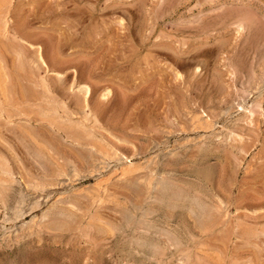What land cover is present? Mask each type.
I'll return each instance as SVG.
<instances>
[{
    "label": "rangeland",
    "instance_id": "rangeland-1",
    "mask_svg": "<svg viewBox=\"0 0 264 264\" xmlns=\"http://www.w3.org/2000/svg\"><path fill=\"white\" fill-rule=\"evenodd\" d=\"M8 1L0 157L13 168L12 176L0 170V264H264V0ZM243 100L252 124L237 107ZM192 112L217 130L195 129ZM78 129L88 134L81 145ZM231 130L243 141L224 142ZM213 131L217 144L204 142ZM90 138L117 148L122 161L105 164L86 147ZM187 138L192 154L178 148ZM151 176L189 187L182 192L207 207L201 219L160 202ZM19 192L27 199L16 214ZM150 222L182 233L183 247L162 239L156 255L138 249L132 234L163 235Z\"/></svg>",
    "mask_w": 264,
    "mask_h": 264
},
{
    "label": "bare ground",
    "instance_id": "bare-ground-1",
    "mask_svg": "<svg viewBox=\"0 0 264 264\" xmlns=\"http://www.w3.org/2000/svg\"><path fill=\"white\" fill-rule=\"evenodd\" d=\"M10 1H8V0H0V23L2 24L3 23V27H4V25H5V23H6V21H5V17L7 16V13H8V11L9 10H7V7H9L10 6ZM8 4H9V6H8ZM110 6V5H109ZM11 8V7H10ZM9 15V14H8ZM243 21V20H242ZM5 22V23H4ZM244 25V24H243ZM3 27H1V30H2V28ZM243 29L245 30V28L243 27ZM0 30V31H1ZM243 30V31H244ZM7 31V30H6ZM238 33V32H237ZM243 33V32H242ZM241 34V33H240ZM7 35V34H6ZM239 35V34H238ZM238 35L236 36V37H238ZM3 37V36H2ZM11 39V38H10ZM7 40V39H6ZM9 43H13V42H10L9 41ZM15 43V42H14ZM18 43H20V42H18ZM16 44V43H15ZM209 43H207L206 45H208ZM10 45V44H9ZM14 45V44H13ZM12 45V46H13ZM18 45V44H17ZM205 45V44H204ZM223 46V45H222ZM14 47V46H13ZM18 47V46H17ZM21 47V46H20ZM201 46H199V51H198V53L201 51H203L204 53H210V51L208 50V51H206V50H204L202 47V49L200 48ZM16 48V47H15ZM22 48H24V47H22ZM209 48V47H208ZM13 49V48H12ZM211 49V48H210ZM14 51H16V58H18V61L17 62H20V61H22L23 60V52H22V50L21 49H16V50H14ZM195 52V51H194ZM193 54L194 53H192V56H193ZM195 54H197V52L195 53ZM194 54V55H195ZM201 54V53H200ZM200 54H197V55H200ZM39 55V54H38ZM27 58H28V56H26ZM41 58V60H46V59H43L41 56H39V59ZM194 58V57H193ZM25 59V58H24ZM29 59V58H28ZM43 61V62H44ZM47 62V61H46ZM26 63H28V62H26ZM45 63V62H44ZM22 64V63H21ZM25 64V63H24ZM23 64V65H24ZM28 64H25V68H26V66H27ZM17 67V66H16ZM20 67V66H19ZM23 67V66H22ZM63 69V68H62ZM25 70V69H24ZM196 70H198V67H197V69ZM195 70V71H196ZM200 70V69H199ZM33 72V71H32ZM41 86V85H40ZM83 88H85V87H83ZM89 88V87H88ZM86 90H85V92L86 93H88V89H87V87L85 88ZM90 90V89H89ZM108 92V91H107ZM91 94V93H90ZM108 94V93H107ZM48 95V94H47ZM57 100V99H56ZM260 100H261V98H260ZM37 101V100H36ZM51 101V100H50ZM237 101V100H236ZM38 102V101H37ZM56 102V101H55ZM58 102V101H57ZM242 102V103H241ZM241 102H239L238 104H237V107L240 109V110H242V111H248V113H250V116H246L245 118V120H247V121H249L251 124H252V115H254L252 112H251V108L253 107H248V104L246 103V101L245 100H243V101H241ZM260 102V101H259ZM258 102V103H259ZM3 104H4V102H3ZM246 104H247V106H246ZM234 105V104H233ZM8 107V106H7ZM57 107V106H56ZM235 107V106H234ZM250 108V109H249ZM1 109V108H0ZM52 109V108H51ZM58 109V108H57ZM56 109V110H57ZM229 109H231V107L229 108ZM10 110V109H9ZM56 110H53V112L52 113H50V115H52V116H49L50 117V125L52 126V125H54L55 124V120H56V113H58ZM59 110H61V107H60V109ZM58 110V111H59ZM253 110V109H252ZM65 111V110H64ZM228 112H230L229 110H227ZM61 112V111H60ZM62 112H63V110H62ZM204 112V111H203ZM254 112V111H253ZM65 113H67V112H65ZM224 113H225V111H224ZM227 113V112H226ZM70 114V113H69ZM7 115V114H6ZM47 115V114H46ZM49 115V114H48ZM65 116V115H64ZM71 116V115H70ZM205 116L206 117H208L209 116V114L207 115V114H205ZM244 116V115H243ZM44 117V116H43ZM59 117V116H58ZM63 117V116H62ZM68 117V116H67ZM83 117H86V116H83ZM242 117V116H241ZM70 118V117H69ZM76 119V118H75ZM80 119V118H79ZM86 119H87V117H86ZM241 119V118H240ZM74 120V119H73ZM57 121V120H56ZM61 121V120H60ZM84 121V120H83ZM242 121V120H241ZM244 121V120H243ZM69 122V121H68ZM191 122H192V125H193V127L195 128V129H199L200 128V130H202V129H205V130H215L216 129V127H217V125H218V123H216L214 120H213V118H203L202 116H200V114H197L196 112H192V118H191ZM237 122V121H236ZM246 122V121H245ZM85 123V122H84ZM217 124V125H216ZM49 125V124H48ZM86 125V124H85ZM219 126V125H218ZM221 126V125H220ZM223 126V125H222ZM92 127V126H91ZM53 128V127H52ZM90 128V127H89ZM93 128V127H92ZM182 129H183V131H186V129L182 126ZM181 129V130H182ZM193 129V128H192ZM220 129V128H219ZM56 130V129H55ZM171 129H169L168 130V132L170 131ZM194 130V129H193ZM217 130V129H216ZM222 130V129H221ZM60 131V130H59ZM94 131V130H93ZM219 131V130H218ZM73 132V131H72ZM155 135H153L152 137H153V141L154 142H156V139H158L159 138V141H160V139H161V137H160V135L158 134V132H157V130H155ZM167 132V133H168ZM216 131H213L212 132V136H210V137H208V138H210L208 141L206 140V141H204V142H209V144L211 143V145H213L214 143H216L217 142V139L218 138H220V136H221V134L219 135H216V133H215ZM67 133V132H66ZM171 133V132H170ZM169 133V134H170ZM229 133V132H228ZM227 133V134H228ZM74 134H75V139L77 140L76 141V143H82L80 140L81 139H84L85 137H86V135L85 134H87L86 133V131H85V129L84 130H81V131H79V129H78V131H75L74 132ZM172 134V133H171ZM88 135V134H87ZM74 136V135H73ZM201 136V135H200ZM199 136V137H200ZM65 137H67L66 135H65ZM101 138V137H100ZM103 138V137H102ZM201 138H202V136H201ZM206 138V137H205ZM91 139V138H90ZM243 139H244V136H241V135H239L238 133H235L234 131H232L231 130V133L229 134V135H227L226 136V139H224V142H225V140L227 141V142H237V141H240V142H242L243 141ZM220 140V139H219ZM4 141V140H3ZM125 141V140H124ZM188 141H190L189 140V138H187V139H185V140H182V142L181 141H177V142H179L180 143V147H178L179 149H181L180 151H184V152H188V151H190L191 149V154L192 153H194V151L193 150H195L193 147H196L195 145H191V147H188V145H187V142ZM118 142V141H117ZM151 142V141H150ZM45 143H48V142H45ZM84 143V142H83ZM82 143V144H83ZM109 143V142H108ZM122 143V142H121ZM175 143V142H174ZM200 143V142H199ZM7 144V143H6ZM5 144V145H6ZM72 144V143H71ZM114 144H116V143H114ZM152 144V143H151ZM201 144V143H200ZM217 144V143H216ZM229 144V143H228ZM1 145H3V144H1ZM41 145V144H40ZM78 145V144H77ZM81 145V144H80ZM85 145V144H84ZM157 145H160L159 144V142H158V144ZM198 145V144H197ZM230 145H232V144H230ZM236 145V144H235ZM8 146H9V144H8ZM42 146V145H41ZM46 146H47V144H46ZM51 146V145H50ZM111 146V145H110ZM177 146H178V144H177ZM86 147L91 151V153H97V155H99L102 159H103V162H105V164H109V163H111V161H113L114 163H115V161H119V160H121L122 161V158H121V156L122 155H120L119 156V152L115 149V147H114V149L113 148H109V146L107 147V145H104V144H101V142H99V141H96V140H87V143H86ZM98 147V149H96L95 151H94V149L95 148H97ZM120 147V146H119ZM201 147H202V145H200V146H198L197 147V151L199 152V150L201 151ZM48 148H50L49 146H48ZM87 148H84L85 150L87 149ZM157 148V147H156ZM2 149V148H1ZM52 149V148H51ZM158 149V148H157ZM6 151V150H5ZM44 151H48V150H44ZM51 151V150H50ZM50 151H48L49 153H50ZM120 151V150H119ZM160 151V150H159ZM37 152V151H36ZM52 152V151H51ZM122 152V151H121ZM195 152H196V150H195ZM55 155L56 154H58V153H55V152H53ZM120 154H122V153H120ZM34 155V154H33ZM47 155V154H46ZM51 155V154H50ZM171 155L172 156H174L175 154H173V151H172V153H171ZM60 156V155H59ZM91 156V155H90ZM156 156V155H155ZM166 156V155H165ZM47 157V156H46ZM68 157V156H67ZM87 157H88V154H87ZM93 157V156H92ZM128 157V156H127ZM52 158H54V157H52ZM116 158V159H115ZM154 158H156V157H154ZM153 158V159H154ZM40 159V158H39ZM151 159V158H150ZM149 159V160H150ZM157 159V158H156ZM53 160V159H52ZM56 160V159H55ZM58 160V159H57ZM115 160V161H114ZM51 161V160H50ZM73 161V160H72ZM127 161V160H126ZM42 162H44V161H42ZM58 162V161H57ZM74 162V161H73ZM72 162V163H73ZM98 162V161H97ZM96 162V163H97ZM133 162V161H132ZM149 162V161H148ZM60 163V162H59ZM76 163V162H75ZM127 163V162H126ZM135 163V162H134ZM137 163V162H136ZM63 164V163H62ZM100 164V163H99ZM157 164V163H156ZM166 164V163H165ZM41 165V164H40ZM43 165V164H42ZM73 165V164H72ZM102 165V164H101ZM126 165V164H125ZM143 165V164H142ZM46 166V165H45ZM55 166V165H54ZM91 166V165H90ZM133 164H131V167L133 168ZM150 166V165H149ZM157 166V165H156ZM92 167H94V166H92ZM154 167V166H153ZM167 167V166H166ZM13 168V167H12ZM11 168V169H12ZM46 168H47V166H46ZM95 168H97V167H95ZM100 168V167H99ZM101 168H102V166H101ZM134 168H135V166H134ZM11 169H10V167H9V165H8V163H7V160L6 159H4L3 157H0V170H1V174L3 175V174H8L9 176L12 174V171H11ZM71 169V168H70ZM74 169V168H73ZM131 169V168H130ZM138 169V168H137ZM66 170V169H65ZM84 169H82V171H83ZM134 170H136V168L134 169ZM133 170V171H134ZM172 170V169H171ZM79 171H80V169H79ZM95 171V170H94ZM162 171H163V169L161 168V167H159V169L157 170V173L158 174H162ZM44 173H45V170L43 171ZM62 172V171H61ZM67 172V171H66ZM170 172V171H169ZM16 173V172H15ZM30 173V172H29ZM76 175H78V170L76 171ZM84 173V172H83ZM93 173H95V172H93ZM20 174V173H19ZM43 174V173H42ZM46 174V173H45ZM68 174V173H67ZM80 174V173H79ZM190 174V173H189ZM40 175H41V173H40ZM65 175V174H64ZM154 175V174H153ZM193 177H197V173H195V174H191ZM12 176V175H11ZM17 176V175H16ZM175 176V175H174ZM174 176L173 177H169V178H167V179H165V178H159L158 177V179H154L153 178V176H151V177H149L148 179V184H149V186H150V188L151 189H153V190H157V193H158V191H162V192H164L163 194H162V198H160L159 199V201L160 202H162V203H165V202H167L168 200H166V199H169V201H170V198L171 199H173L175 202L177 201V203H174V201H168V203H171V202H173V204L171 203L170 205H169V207L171 206L173 209L174 208H176V207H178V208H186V209H188L190 212H192V213H196L195 215H197L196 217H197V219H201L200 217H201V214L200 213H202L203 211H205L204 210V204H202V203H200L199 201V196L198 197H196V198H199V199H194L193 197H191L190 195H188V194H185V193H183L184 191H187L188 190V188L186 189V188H184L181 184L179 185V184H177V180H176V178H174ZM18 177V176H17ZM16 177V178H17ZM148 177V176H147ZM176 177V176H175ZM179 177V176H178ZM48 178V177H47ZM74 178V177H73ZM85 178V177H84ZM199 178V177H198ZM171 179H173L174 181L176 180V183L173 181V180H171ZM178 179V178H177ZM16 180V179H15ZM25 180V179H24ZM28 180V179H27ZM27 180H25V182L27 181ZM54 180V179H53ZM144 180V179H143ZM41 181V180H40ZM136 181V180H135ZM135 181H134V183H135ZM19 182V181H18ZM21 182V181H20ZM28 182V181H27ZM133 182V181H132ZM180 181H178V183H179ZM12 183V182H11ZM10 183V184H11ZM43 183V182H42ZM52 183V182H51ZM130 183V182H129ZM3 184V183H2ZM31 183H29V185H30ZM50 184V183H49ZM183 184V183H182ZM4 185V184H3ZM34 185V184H33ZM9 186V185H8ZM21 186V185H20ZM39 186V185H38ZM142 186V185H141ZM147 186V185H146ZM4 187V186H3ZM34 187H37V186H34ZM133 187V186H132ZM148 187V186H147ZM185 187H187V186H185ZM191 187V186H190ZM25 188V187H24ZM33 188V187H32ZM133 188H135V187H133ZM13 189V188H12ZM15 189V188H14ZM77 189V188H76ZM137 189V188H136ZM139 189V188H138ZM190 189V188H189ZM196 189H198V187H196ZM2 190V189H1ZM9 190V189H8ZM36 190V189H35ZM40 190H42V189H40ZM69 190V189H68ZM71 190V189H70ZM37 191V190H36ZM77 191V190H76ZM147 191V190H146ZM170 191H174L172 194L170 193ZM183 191V192H182ZM203 191V190H202ZM2 192V191H1ZM5 192V191H4ZM4 192H2V194L4 193ZM11 192V191H10ZM25 192V191H24ZM29 192V191H28ZM167 192V193H166ZM14 193V192H13ZM156 193V194H157ZM2 194H1V197H2ZM21 194V195H20ZM31 194V193H30ZM65 194V193H64ZM146 194H147V192H146ZM152 194V193H151ZM169 194V196H167ZM4 195H5V193H4ZM3 195V196H4ZM23 194H22V192H19V196H20V198L17 200L18 201V206L16 207L15 206V213L16 214H18V213H20L21 212V209H20V205L22 204V203H24L25 202V198L27 199V197L25 196V198H24V195L22 196ZM68 195V194H67ZM76 195V194H75ZM147 195H150V194H147ZM158 195V194H157ZM12 196V195H11ZM29 196V195H28ZM77 196V195H76ZM160 196V195H159ZM5 197V196H4ZM100 197V196H99ZM173 197V198H172ZM6 198V197H5ZM11 198V197H10ZM17 198H18V195H17ZM33 198V197H32ZM78 198V197H77ZM149 198V197H148ZM38 199V198H37ZM202 199V198H201ZM73 200H75V199H73ZM99 200V199H98ZM156 200V199H155ZM154 200V201H155ZM205 200V199H204ZM207 200V199H206ZM37 201V200H36ZM157 201V200H156ZM178 201H181V203H183V202H185V201H188V203H190V204H179L178 203ZM66 202V201H65ZM146 202V201H145ZM158 202V201H157ZM210 202V201H209ZM33 203V202H32ZM36 203V202H35ZM81 203V202H80ZM148 203V202H147ZM155 203V202H154ZM205 203H207V202H205ZM76 204V203H75ZM166 204V203H165ZM213 204V203H212ZM36 205V204H35ZM28 206V205H27ZM48 206V205H47ZM55 206V205H54ZM72 206H73V204H72ZM79 206H80V204H79ZM83 206V205H82ZM144 206V205H143ZM211 206V205H210ZM49 207V206H48ZM92 207V206H91ZM151 207V206H150ZM209 207V206H208ZM6 208V207H5ZM45 208V207H44ZM51 208V207H50ZM142 208V207H141ZM149 208V207H148ZM171 208V209H172ZM207 208V207H206ZM205 208V209H206ZM4 209V208H3ZM23 209V208H22ZM36 209H37V207H36ZM52 209V208H51ZM50 209V210H51ZM68 209V208H67ZM85 209V208H84ZM135 209V208H134ZM137 209V208H136ZM169 209V208H168ZM177 209V208H176ZM42 210V209H41ZM86 210V209H85ZM130 210V209H129ZM149 210H150V208H149ZM152 210V209H151ZM148 211V213L149 214H152V213H155V210H154V212L153 211ZM213 210V209H212ZM68 211V210H67ZM71 211V210H70ZM128 211V210H127ZM139 211V210H138ZM208 211V210H207ZM214 211V210H213ZM212 211V212H213ZM189 212V213H190ZM210 212V211H209ZM22 213V212H21ZM58 213H60V215H63L64 217H72L71 216V214H70V212H66L65 213V211L63 210V211H60V212H58ZM99 213V212H98ZM131 213H132V210H131V212L129 213V211L127 212V216H125V217H129L128 219H133V217H132V215H131ZM147 213V214H148ZM171 213V212H170ZM191 213V214H192ZM211 213V212H210ZM26 214V213H25ZM55 214V213H54ZM139 214H141V213H139ZM168 214H169V212H168ZM12 215V214H11ZM44 215V214H43ZM134 215V214H133ZM144 215V214H143ZM143 215H141V216H143ZM167 215V214H166ZM188 215V214H187ZM195 215H194V218H196L195 217ZM209 215V214H208ZM215 215V214H214ZM3 216V215H2ZM9 216V215H8ZM23 216V215H22ZM56 216V215H55ZM63 216H60L59 218H62ZM77 216V215H76ZM141 216H140V218H141ZM147 216V215H146ZM204 216V215H203ZM210 216L212 217V215L210 214ZM4 217V216H3ZM18 217V216H17ZM42 217H44V216H42ZM92 217V216H91ZM144 217H145V215H144ZM215 217V216H214ZM9 218V217H8ZM24 218V217H23ZM45 218H47V216L45 217ZM56 218V217H55ZM126 218V219H127ZM146 218V217H145ZM145 218H143L144 220H145ZM179 218V217H178ZM193 218V219H194ZM204 218V217H203ZM213 218V217H212ZM211 218V219H212ZM19 219V218H18ZM147 219V218H146ZM170 219H171V217H170ZM173 219V218H172ZM6 220H7V218H6ZM51 220H52V218H51ZM57 220V219H56ZM59 220V219H58ZM61 220V219H60ZM63 220H67V219H63ZM71 220V219H70ZM69 220V221H70ZM159 220V219H158ZM157 220V221H158ZM167 220V219H166ZM206 220H207V218H206ZM10 221H11V219H10ZM9 221V222H10ZM15 221V220H14ZM76 221V220H75ZM77 221H78V219H77ZM110 221V220H109ZM161 221H162V219H161ZM195 221V220H194ZM6 222V221H5ZM16 222V221H15ZM62 222V221H61ZM65 222V221H64ZM67 222V221H66ZM129 222H131V221H129ZM132 222H134V221H132ZM131 222V223H132ZM135 222H136V220H135ZM146 222H147V220H146ZM145 222V224H146V226H147V223ZM148 222H149V220H148ZM154 222H156L155 221V219H154ZM159 222V221H158ZM163 222V221H162ZM166 222V221H165ZM171 222V221H170ZM199 222V221H198ZM201 222V221H200ZM7 223V222H6ZM56 224H55V227L57 228V229H59L60 227H63L64 226V224H60V223H58V222H55ZM128 223V222H127ZM157 223V222H156ZM167 223V222H166ZM165 223V224H166ZM185 223V222H184ZM197 223V222H196ZM52 224V223H51ZM113 224V223H112ZM111 224V225H112ZM15 225V224H14ZM72 225V224H71ZM117 225H119V224H117ZM160 224H154L153 222L151 223H148V227H147V229L151 232V233H154V232H157V233H160V235L161 234H163L162 235V237H159V238H155V237H151L150 235L148 236V235H146V234H148V233H146V231L144 232V233H146L145 235H142V234H144V233H142V234H132L131 235V240H132V242H134L135 243V246H138L139 248L138 249H141L142 251H144V252H146V253H150V254H153V255H156L157 253H158V251L160 250V248L161 247H163V244H161V241H163L162 239H165V240H168V241H171V245H172V242L174 241V244L175 243H177V244H180L182 247H183V238H182V236H183V234L182 233H180L178 236H176V234H174L172 231H170L169 229H166V228H163V227H161V225L159 226ZM184 225V224H183ZM196 225V224H195ZM202 225V224H201ZM3 226V225H2ZM1 226V227H2ZM12 226V225H11ZM116 226V225H115ZM133 226V225H132ZM141 226V225H140ZM145 226V225H144ZM146 226H145V228H146ZM177 226V225H176ZM15 227V226H14ZM49 227V226H48ZM79 227V226H78ZM112 227V226H111ZM122 227H123V225H122ZM186 227V226H185ZM198 227V226H197ZM98 228H100V227H98ZM103 228V227H102ZM113 228V227H112ZM136 228V227H135ZM179 228V227H178ZM187 228V227H186ZM105 229V228H104ZM123 229V228H122ZM131 229V228H130ZM177 229V228H176ZM6 230V229H5ZM56 230V229H55ZM124 230V229H123ZM190 230H191V228H190ZM175 231V230H174ZM188 231H189V229H188ZM194 231V230H193ZM68 232V231H67ZM141 232V231H140ZM116 233H118V232H116ZM129 233V232H128ZM134 233V232H133ZM137 233H138V231H137ZM193 233V232H192ZM31 234V233H30ZM178 234V233H177ZM190 234V236H191V233H189ZM194 234V233H193ZM33 235V234H32ZM39 235V234H38ZM152 235V234H151ZM159 235V236H160ZM6 236V235H5ZM193 236H195V235H193ZM128 237V236H127ZM186 237V236H185ZM184 237V238H185ZM198 237V236H197ZM192 238V237H191ZM161 240V241H160ZM195 240V239H194ZM168 241H166V242H168ZM185 241V240H184ZM39 242V241H38ZM130 242V241H129ZM116 243V242H115ZM134 243L132 244V245H134ZM163 243V242H162ZM162 245V246H161ZM179 245V246H180ZM37 246V245H36ZM167 247V246H166ZM169 247V246H168ZM167 247V248H168ZM175 247H176V245H175ZM136 249V248H135ZM137 249V250H138ZM163 249H165L164 247H163ZM171 249V248H170ZM181 249V248H180ZM129 250V249H128ZM132 250V249H131ZM175 250V249H174ZM134 252V251H133ZM162 252V251H161ZM142 253V252H141ZM172 253V252H171ZM175 254V253H174ZM152 255V256H153ZM159 255H161L160 254V252H159ZM137 258V257H136ZM143 258V257H142ZM152 258V257H151ZM124 260V259H123ZM137 260V259H136ZM149 260V259H148ZM154 260V259H153ZM139 261V260H138ZM147 261V260H146ZM132 262H133V260H132ZM142 263H144V262H142ZM158 264V263H157Z\"/></svg>",
    "mask_w": 264,
    "mask_h": 264
}]
</instances>
